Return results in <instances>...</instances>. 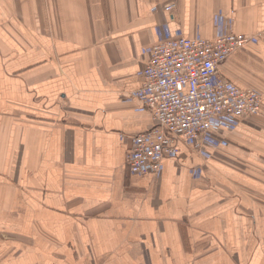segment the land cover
<instances>
[{
    "label": "crops",
    "instance_id": "0c3cea01",
    "mask_svg": "<svg viewBox=\"0 0 264 264\" xmlns=\"http://www.w3.org/2000/svg\"><path fill=\"white\" fill-rule=\"evenodd\" d=\"M230 33L261 113L133 174L153 46ZM0 264H264V0H0Z\"/></svg>",
    "mask_w": 264,
    "mask_h": 264
},
{
    "label": "built area",
    "instance_id": "2783aa9c",
    "mask_svg": "<svg viewBox=\"0 0 264 264\" xmlns=\"http://www.w3.org/2000/svg\"><path fill=\"white\" fill-rule=\"evenodd\" d=\"M175 9L168 4L167 11ZM252 37L230 33L213 38L176 36L153 46L136 96L153 125L130 136L126 163L133 174L159 172L181 144L206 135L223 117L261 113L263 95L223 75L221 65Z\"/></svg>",
    "mask_w": 264,
    "mask_h": 264
}]
</instances>
